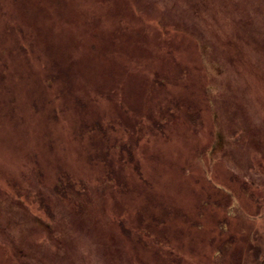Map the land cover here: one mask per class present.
<instances>
[{"label":"rangeland","instance_id":"374dc122","mask_svg":"<svg viewBox=\"0 0 264 264\" xmlns=\"http://www.w3.org/2000/svg\"><path fill=\"white\" fill-rule=\"evenodd\" d=\"M0 264H264V0H0Z\"/></svg>","mask_w":264,"mask_h":264}]
</instances>
